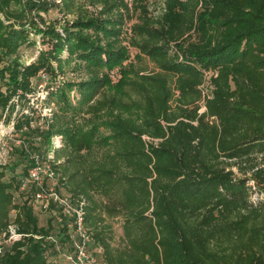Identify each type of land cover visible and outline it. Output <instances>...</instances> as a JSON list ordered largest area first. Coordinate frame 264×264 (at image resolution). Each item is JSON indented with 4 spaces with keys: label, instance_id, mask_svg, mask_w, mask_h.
Segmentation results:
<instances>
[{
    "label": "trees",
    "instance_id": "16d2710c",
    "mask_svg": "<svg viewBox=\"0 0 264 264\" xmlns=\"http://www.w3.org/2000/svg\"><path fill=\"white\" fill-rule=\"evenodd\" d=\"M98 1L108 15H79L58 29L43 13L69 14L74 0H0V120L18 141L0 164V228L23 234L3 245L0 264H60L46 238L60 230L51 205L37 209L49 216L40 224L36 186L21 188L36 160L85 200L104 264H264V0H165L157 19L148 0H136L132 43L154 68L135 70L121 93L105 90L100 72L124 56L122 16L114 0ZM36 35L45 47L24 62ZM72 61L86 77L56 81ZM41 75L54 82L40 125L28 103ZM132 109L139 121L121 113ZM83 113L108 129L113 166L98 169L91 145L75 144L82 138L72 124Z\"/></svg>",
    "mask_w": 264,
    "mask_h": 264
},
{
    "label": "rangeland",
    "instance_id": "374dc122",
    "mask_svg": "<svg viewBox=\"0 0 264 264\" xmlns=\"http://www.w3.org/2000/svg\"><path fill=\"white\" fill-rule=\"evenodd\" d=\"M75 2L71 5L72 12L69 14H65L62 10H52L46 14L43 13V16L47 20V22H54L58 29H61V26L65 23H70L73 19L78 17L79 15H87V16H106L108 12H103L105 8L104 1H98V0H74ZM116 2L114 11H119L122 16V38H121V46L124 49V56L123 58L112 65L111 67H104L101 69V75L105 79L106 83L104 86V89L107 91H111L114 93H121L123 83L129 80H134L136 78L135 70H139L141 67H147L148 70H151L154 68V64L149 61L147 58L140 55L139 49L133 45L132 39L134 37V30L135 26L140 24V8L136 5V0H114ZM165 7V0H148L147 2V11H148V17L149 19H157L164 10ZM114 14L116 12H113ZM108 15V14H107ZM36 39L35 46L30 47H24L22 49V57L21 60L24 62H28L31 57H33L38 50L43 49V46L40 42L39 35H36L34 37ZM78 62L72 61L71 64L68 67H65L64 72V78L59 76V78L56 79V81H61L63 79H69V80H75L79 81L82 78L86 77V72L81 69V66L77 64ZM55 65V64H54ZM146 70V71H148ZM143 73V72H142ZM140 74V73H139ZM61 77V79H60ZM41 79L43 80L41 83L37 84L35 86V92L34 94L29 95L30 101L29 106H33L38 110L40 114L39 117L36 118L34 124H42V116L46 115L48 112V107L43 105L42 99L45 95V86L47 84H53L54 81L47 80L46 75H41ZM34 85V84H33ZM172 89H174V86L172 85ZM172 92H176V90H172ZM176 94V93H175ZM19 107V105L17 106ZM16 107V108H17ZM29 110V109H28ZM26 111V110H25ZM112 113H117L116 110L112 111ZM127 118H129L131 121H139L140 112L137 110H126L121 111ZM15 114V112H14ZM14 114L12 118L14 117ZM103 114V113H101ZM37 115V113L35 114ZM105 118L106 116H102ZM97 117L92 118L90 114H79V116L76 117L75 122L72 124L75 129L77 128V131L79 133L78 137L82 138L81 142H75L77 146L82 145V147H85V144H90L92 148V154L94 155L95 159L97 161H100L101 163L97 165L98 169L102 166H108L111 167L115 163V159L111 158L110 156L112 153L110 152V146L111 142L109 139L103 140L102 137L108 135V129L102 125L99 120H95ZM91 119V121H90ZM12 120V119H11ZM97 125L94 126V125ZM82 133V134H81ZM84 133H87V137L89 140L85 139ZM15 135L12 133V124L11 121L9 123H6L2 120H0V146L2 149H8L7 146H11V142L18 143L17 140H15ZM6 137V138H5ZM6 140H4V139ZM146 140H148L147 137H145ZM38 141V139H37ZM11 148V147H10ZM12 161H15L16 155L12 154ZM109 158L111 162L109 161ZM110 169V168H109ZM117 173V172H115ZM27 195L24 196V199H26ZM94 197L99 199L100 201L105 200L103 195L101 193H94ZM257 197V194L254 195V198ZM30 199V198H29ZM34 211L36 212L39 223L45 224L47 221V218L49 217L48 214L40 213L37 210L36 204L34 203ZM15 211L11 212L12 217H14ZM113 227L114 233L116 237H119L122 233L120 228V222L119 218H114L113 220H108ZM53 261H58L60 264H65L63 258L61 255H56L51 257Z\"/></svg>",
    "mask_w": 264,
    "mask_h": 264
},
{
    "label": "built area",
    "instance_id": "2783aa9c",
    "mask_svg": "<svg viewBox=\"0 0 264 264\" xmlns=\"http://www.w3.org/2000/svg\"><path fill=\"white\" fill-rule=\"evenodd\" d=\"M51 143L59 146L61 137L53 136ZM8 160L9 150L0 146V164L4 165ZM30 182L36 186L33 199L37 209L46 212L51 205L52 215L60 230L58 234L50 233L46 238L54 244L57 255H61L65 264H104L101 258L102 247L94 245L87 227L85 200L81 197L75 198L63 190L58 175L48 161L36 160L35 165L22 179L21 188ZM22 235L16 231L14 224L5 229L0 228V252L4 244L20 239Z\"/></svg>",
    "mask_w": 264,
    "mask_h": 264
}]
</instances>
